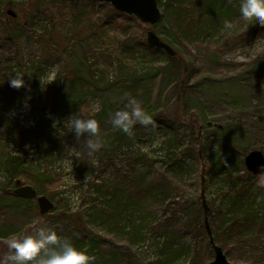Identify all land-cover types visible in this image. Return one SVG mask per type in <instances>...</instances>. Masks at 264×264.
<instances>
[{
    "label": "rangeland",
    "instance_id": "obj_1",
    "mask_svg": "<svg viewBox=\"0 0 264 264\" xmlns=\"http://www.w3.org/2000/svg\"><path fill=\"white\" fill-rule=\"evenodd\" d=\"M46 1L52 12L37 17L18 45L0 39V227H10V235L46 222L86 248L93 264H210L215 253L206 219L219 245L226 236L222 220L225 225L234 212L253 220L257 212L254 231L264 230V185L244 164L249 152L264 154V26H247L239 0L217 1L222 8L208 0H157L163 18L155 26L114 15L120 12L108 3ZM0 4L6 15L0 26L15 29L7 17L9 10L17 15L16 7ZM100 17L112 24L110 33L100 28ZM225 20L231 29H224ZM143 25L146 40L154 30L181 60L139 48ZM49 31L64 39L51 54L40 39ZM125 38L132 54L122 55ZM54 68L56 81L40 80ZM16 71L25 75L20 89L9 81ZM65 82L73 110L59 117L50 92ZM129 94L155 122H138L131 135L115 128L110 115ZM96 102L101 110L92 112ZM78 111L100 122L103 147L92 155L87 134L78 140L60 129ZM144 178L159 188L157 197L142 191ZM23 185L50 199L53 211L42 216L36 199L13 200ZM231 248V258L225 253L231 264L253 258L264 264L263 253ZM6 251L2 238L0 253Z\"/></svg>",
    "mask_w": 264,
    "mask_h": 264
},
{
    "label": "clouds",
    "instance_id": "obj_2",
    "mask_svg": "<svg viewBox=\"0 0 264 264\" xmlns=\"http://www.w3.org/2000/svg\"><path fill=\"white\" fill-rule=\"evenodd\" d=\"M238 12L241 19L247 22L264 26V0H239ZM233 23L224 21V29H231ZM24 73L16 71L9 77L13 88L25 86ZM46 80L47 85L57 80V72L50 70L40 80ZM99 102L91 106L92 112H99ZM111 115L112 125L131 135L133 127L139 122L145 126L155 125L153 116L142 107V102L129 94L124 108L117 109ZM60 121L55 120L54 127ZM67 132L74 133L79 140L87 134L88 154L92 155L103 147V141L99 135L100 122L92 116H84L80 112L73 113L63 121V128ZM257 173L258 183L264 185V165H260ZM87 179V178H86ZM73 199H78L79 194H72ZM36 226L29 232L13 233L3 238L7 248L6 252L0 253V264H93L95 257L86 248L77 247L71 238L61 236L58 232L47 225L46 222L37 221Z\"/></svg>",
    "mask_w": 264,
    "mask_h": 264
},
{
    "label": "trees",
    "instance_id": "obj_3",
    "mask_svg": "<svg viewBox=\"0 0 264 264\" xmlns=\"http://www.w3.org/2000/svg\"><path fill=\"white\" fill-rule=\"evenodd\" d=\"M1 1H4L5 3L9 4L10 6L16 7V9H17V17L16 18L7 17V20H11L16 24L15 29H10V28L5 29V27L0 26V39H1V41H4L5 43H8V44L13 42L15 46L18 45L20 40L23 38V35L33 32V29L35 28L34 20L37 17H40V16L47 14V13H51L52 9H53V6H50L46 0H23V3H19L20 0H12V1H10L11 4L9 2H6V0H1ZM69 1H73L74 3H77V4L82 3L83 1H88V2H92V3L96 2L93 0H69ZM217 1H221V0H208V2H212V3L216 4V7L222 8V5H220V3ZM95 4H97V3H95ZM108 5H110V4H108ZM3 8L4 7H2L0 9V11ZM213 9H215V7H212V10ZM112 13L114 15H119L122 18L130 19V16L127 14H123V13L118 14L117 12H114V11ZM4 16L6 17V15L1 14L0 18L2 19V17H4ZM97 21L99 23L100 28H102L104 32L110 33L109 30H111L110 27H112V24H110L108 20L106 21L103 17H100V18H98ZM1 23H2V21H1ZM113 28H115V27H113ZM143 29H144V32H143V35L141 37V43H139V48L141 47V49H144L147 52H151V53L153 51H155L153 53L166 54V52L164 50L152 48L147 44V40L145 39V32L147 29L145 26L143 27ZM40 39H41L43 49L48 51L49 54H51L53 51H58L64 43V39L61 37V35L57 31H49V32L45 33V35H43V37H41ZM120 45L122 48V50H121L123 53L122 55H124L126 53L132 54L133 47H132V42H131V40H129V38H125V41H122ZM170 58L172 61L178 60L177 58H179L181 60L180 54H178V53L175 57H170ZM67 70H69V69H67ZM184 70H185V72H187L186 68H184ZM67 72L70 73V71H67ZM68 73L66 75V80L70 78ZM68 93H69V89L67 87V82L62 84L61 87L56 88L55 91L50 92V95L53 94L54 96H57V100L55 101V99H54V101L56 103L54 102L55 105H54L53 110L55 113L58 114V116L60 114L66 115L68 113H71V111L73 110V109H70V106H72V105L67 104V102H69ZM128 139L130 140V136L128 137ZM251 178L256 180V181L259 179V177H255V176H253ZM143 181L146 183H139V185H141L143 187L145 186L144 188H142L143 189L142 191L148 192L149 194H153L154 196L157 197L156 193L158 192L159 188L157 187L155 189L153 184L147 183L145 178ZM97 189L99 191V187ZM12 199L16 200L17 197L12 196ZM17 200H20L21 202L24 201L22 199H17ZM231 206L233 208H237L238 204L235 201H233ZM241 208H245V207H242V205H241L239 210ZM109 212L110 211L108 209L105 211L107 218H109L108 217ZM244 212L250 213L251 210L247 209ZM253 214L255 216L254 220H253V218L246 217V214L242 213L241 211L237 215H235V212L229 214L228 216H230V219H229V221L227 220L225 222V225H224V221L222 220L223 228H224L223 230H224L226 236L220 238L218 240V242H219V245L223 247L224 252L228 255V257H230V253L232 251L231 246L233 247L234 245H236V247H242L245 249H247V246H248L250 250H256V252H260L261 254L263 253L262 255L264 258V230L261 227L257 231H254L255 227H256L255 223L259 221L260 217L257 214V212H256V214L253 212ZM83 215L85 216V214H82V216ZM225 216L226 215H224L222 217H225ZM222 217H220V218H222ZM116 218H117V216L115 217V219ZM242 218H244V219H242ZM237 219H242V220H237ZM106 223H107V225L110 224L109 230L111 227H114L111 225L112 223L110 222V220H109V222H106ZM9 228L10 227H0V240L4 237L9 236V233H8ZM109 230H107V231H109ZM252 231H254V232L252 233ZM227 236H229L230 238H228ZM80 240H81V242L84 240L83 235H80ZM89 250L90 251L94 250V246H91L89 248ZM248 263L249 264H263L261 262V260H259L258 258L250 259V261H248Z\"/></svg>",
    "mask_w": 264,
    "mask_h": 264
},
{
    "label": "water",
    "instance_id": "obj_4",
    "mask_svg": "<svg viewBox=\"0 0 264 264\" xmlns=\"http://www.w3.org/2000/svg\"><path fill=\"white\" fill-rule=\"evenodd\" d=\"M99 3H108L113 8L121 13L135 16L143 23L155 26L163 18V13L158 5L157 0H93ZM8 15L16 18L17 15L13 10L8 11ZM147 43L150 47L164 50L170 57L177 55L173 47L163 41L153 30L147 33ZM244 164L249 173L258 176L257 173L261 170L260 165H264V154L260 150H253L249 152L244 158ZM16 197L34 199L37 198L40 214L46 215L53 211L54 204L46 196H38L37 191L32 186H18L13 191ZM202 202L205 212L207 211L205 192L202 191ZM206 230L210 237V244L214 250L215 258L210 264H231L224 253L222 247L217 245L212 237V232L209 223L206 219Z\"/></svg>",
    "mask_w": 264,
    "mask_h": 264
}]
</instances>
